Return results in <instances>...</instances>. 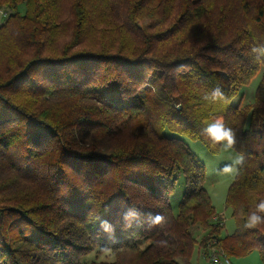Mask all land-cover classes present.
I'll use <instances>...</instances> for the list:
<instances>
[{
	"label": "trees",
	"instance_id": "16d2710c",
	"mask_svg": "<svg viewBox=\"0 0 264 264\" xmlns=\"http://www.w3.org/2000/svg\"><path fill=\"white\" fill-rule=\"evenodd\" d=\"M0 9V264H191L196 244L207 259L257 250L264 264V225L244 228L264 200V0ZM261 68L253 101L232 104ZM216 87L227 102L204 99ZM216 119L245 157L225 198L229 234L184 140L219 153L202 132Z\"/></svg>",
	"mask_w": 264,
	"mask_h": 264
},
{
	"label": "rangeland",
	"instance_id": "374dc122",
	"mask_svg": "<svg viewBox=\"0 0 264 264\" xmlns=\"http://www.w3.org/2000/svg\"><path fill=\"white\" fill-rule=\"evenodd\" d=\"M5 11L6 10L4 9H0V24L4 22L5 17L8 15V13L5 15ZM262 69L263 68H261L259 72H257V74L250 80L248 84H245L241 87L238 94L232 99V104H245L253 101L255 90L260 80ZM140 92L142 93V91ZM43 130V127H38V131ZM184 140L187 142L188 146L195 153V155L204 163V187L208 191L211 197V201L224 225L223 234H229L234 230V220L231 217L230 208L226 207L225 205V198L228 187L232 182L236 171L234 173H222L221 170L226 164H231L235 157L238 155V153L235 150L224 151L222 148H220L219 153L211 154L201 142L191 140L189 138H184ZM183 188L184 179L182 175H179L174 192L170 196V204L174 214L177 213L178 202L181 199ZM193 234L196 238H198V240L201 239L203 236L202 230L198 227H193ZM95 255V252L91 251L81 257L80 261L90 262L96 259ZM108 256L112 258V255L108 254ZM229 259V264H263L260 253L257 250H254L244 256L231 255ZM191 264L213 263H211L202 254V249L198 244H196L194 246L191 256Z\"/></svg>",
	"mask_w": 264,
	"mask_h": 264
},
{
	"label": "clouds",
	"instance_id": "9594fccd",
	"mask_svg": "<svg viewBox=\"0 0 264 264\" xmlns=\"http://www.w3.org/2000/svg\"><path fill=\"white\" fill-rule=\"evenodd\" d=\"M254 52L257 51L256 48L252 49ZM261 54L264 55V49L261 50ZM204 99L208 102H227V97L225 96L223 90L216 87L211 90L210 93L204 96ZM203 134L206 135L208 139L211 140L212 146L216 147L220 145L224 151L235 150L237 144V133L230 127L226 126L222 119H216L211 123L206 124L202 129ZM245 161L243 154H238L231 164H226L221 170L222 173H234L237 170V166H242ZM105 222H101V227ZM261 225H264V200H261L256 204L255 209L250 211L246 217V222L244 224L245 229H256Z\"/></svg>",
	"mask_w": 264,
	"mask_h": 264
},
{
	"label": "built area",
	"instance_id": "2783aa9c",
	"mask_svg": "<svg viewBox=\"0 0 264 264\" xmlns=\"http://www.w3.org/2000/svg\"><path fill=\"white\" fill-rule=\"evenodd\" d=\"M208 260L213 264H229L230 259L223 252L215 247H212L209 252Z\"/></svg>",
	"mask_w": 264,
	"mask_h": 264
}]
</instances>
